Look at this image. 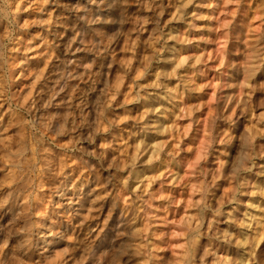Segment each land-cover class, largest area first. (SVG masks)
<instances>
[{
  "label": "clouds",
  "instance_id": "9594fccd",
  "mask_svg": "<svg viewBox=\"0 0 264 264\" xmlns=\"http://www.w3.org/2000/svg\"><path fill=\"white\" fill-rule=\"evenodd\" d=\"M0 264H264V0H0Z\"/></svg>",
  "mask_w": 264,
  "mask_h": 264
}]
</instances>
